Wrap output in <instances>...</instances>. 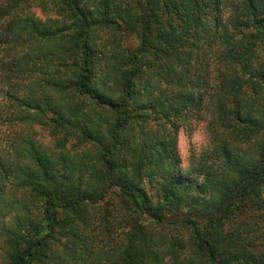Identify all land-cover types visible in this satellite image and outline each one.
Wrapping results in <instances>:
<instances>
[{"label":"trees","instance_id":"1","mask_svg":"<svg viewBox=\"0 0 264 264\" xmlns=\"http://www.w3.org/2000/svg\"><path fill=\"white\" fill-rule=\"evenodd\" d=\"M96 28L139 45L106 54ZM210 102L224 138L183 171L179 123ZM37 125L65 133L60 147L89 143L94 161L48 150ZM157 177L154 203L143 181ZM263 190L264 0H0V264H193L187 250L264 264V246L227 230L242 204L264 211Z\"/></svg>","mask_w":264,"mask_h":264},{"label":"rangeland","instance_id":"2","mask_svg":"<svg viewBox=\"0 0 264 264\" xmlns=\"http://www.w3.org/2000/svg\"><path fill=\"white\" fill-rule=\"evenodd\" d=\"M38 15H40L42 18L45 19L46 14L48 12H45L41 7L37 9ZM94 38H95V44L98 45L99 50H104L105 53H113L111 51L114 48H118V50L123 49H129L134 50L139 45V39L134 33H128L124 30L119 31L116 33L111 29H99L96 28L94 30ZM202 61L198 63L197 68L201 69L205 67L206 65V72L207 75L210 77L211 84H215L218 81L217 77V71L214 66H210L209 62H211L212 59H208L206 64L203 65V61L205 57H202ZM198 70H195L197 72ZM205 80H208L206 78ZM209 107L206 109L203 113H200L198 115L190 114V116L186 119H183L179 123V133H178V148H179V154L181 158V168L183 171H188L189 167L193 163V161H196L198 157L201 156L202 153L210 151L211 148L214 147V145L224 138V130L219 125L218 122H216L215 117V107L213 106V103L208 104ZM156 125L154 122L151 124L152 129H156ZM35 130L37 132V137L39 138L40 144H42L44 147L46 146L48 150L54 151L57 154H61V152L66 153L67 155L76 156L78 154L87 157V159L92 162L94 159L92 157L96 156V149H92L89 143L82 142L80 140H77L76 138L69 139L68 142L63 147H60L64 144V140L62 139L65 133L55 135L53 134V129L50 125H37L35 127ZM64 134V135H63ZM229 138L232 144L236 143L235 138L231 137L232 135L228 134ZM59 139L61 141L59 142ZM60 144V145H59ZM249 146L247 143H241L240 148L246 149ZM241 152V151H240ZM161 179L159 177L148 180L145 179L143 181V186L145 187L148 195L150 198L153 199L154 203H158V191L156 188V184L160 182ZM264 197V190L262 192V198ZM188 195H185V200H187ZM109 203L106 204L107 208L110 210H113L115 207L114 205H119L121 203L120 197L116 194V192L111 193L109 196ZM184 200V201H185ZM241 207L242 210H239L234 222L232 224L227 225V230H237L240 232L241 236H244L248 238L249 244H251L254 247H257L259 249H262L264 246V211L262 209L256 208L254 205H252L251 202L242 204ZM185 209H183V212H187L192 208L191 205L185 204L183 206ZM240 208V209H241ZM95 212V217L97 216L95 209H93ZM112 212V211H111ZM114 212V211H113ZM100 215V212L98 213ZM177 214L170 215L168 214L169 220H176L179 217L176 216ZM100 217V216H99ZM109 222L112 225L111 226V233L110 235L113 237V239L117 240L119 237L118 233L121 232L123 224L119 222V219L112 218V215L109 214ZM100 219H96V222L98 223ZM149 223V222H148ZM98 225V224H97ZM96 224L91 225L90 229H87V233H95L100 234L101 230H95L94 227ZM152 226L159 230L162 227L157 226V224H152ZM92 229V230H91ZM169 230V229H168ZM166 231L170 233L171 231ZM176 235H178L181 238L189 236L185 231L178 228L177 231L174 232ZM167 234V233H166ZM106 234H102L99 239H111L112 237H105ZM96 241L93 243L94 246ZM95 248V247H94ZM188 255L191 256V258H194L193 264H200V259L196 256L192 255L191 250H187ZM5 251L4 247L2 246V238H0V262L4 260ZM64 257V255H63ZM62 255H59L56 257V259H62ZM89 258L87 261H84L83 258L80 257V261H76V264H89ZM75 262V261H74ZM71 259H65V262L62 264H75Z\"/></svg>","mask_w":264,"mask_h":264}]
</instances>
